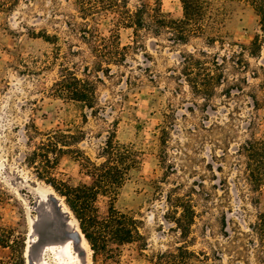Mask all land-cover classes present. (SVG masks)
<instances>
[{
	"label": "rangeland",
	"instance_id": "obj_1",
	"mask_svg": "<svg viewBox=\"0 0 264 264\" xmlns=\"http://www.w3.org/2000/svg\"><path fill=\"white\" fill-rule=\"evenodd\" d=\"M126 1L133 10L143 3L162 4L172 17L183 16L181 0ZM217 3L224 7V45H209L201 37L177 44L166 34L144 33L143 46L131 48L124 65H111L109 76L95 68L92 49L82 39L75 0H19L13 10L0 11V217L25 236L28 264L30 241L34 264H152L153 253L184 241L167 217V195L174 188L193 198L198 213L190 248L201 259L192 264H264V246L253 228L264 211V188L253 189L241 150L264 128V109L254 102V97L264 101V32L246 2ZM90 23L106 35L115 29L111 17ZM33 31L59 38L50 43L32 37ZM119 32L122 46L133 44L132 29ZM257 35L260 55L246 51L250 66L243 72L227 63L228 80L210 100L195 94L179 75L183 53L206 50L223 57ZM87 66L91 78H102L97 113L51 94L63 67L83 77ZM35 127L83 130L79 146L94 160L113 131L139 151L140 163L116 206L143 221L147 249L131 243L114 244L116 257L95 252L66 198L27 164L26 156L41 140L39 134L30 139ZM54 172L72 184L90 181L69 154ZM55 201L61 206L55 207ZM99 206L105 213L108 199L101 197ZM76 231L82 232L81 241L68 240ZM0 259H10V249L0 248Z\"/></svg>",
	"mask_w": 264,
	"mask_h": 264
},
{
	"label": "trees",
	"instance_id": "obj_2",
	"mask_svg": "<svg viewBox=\"0 0 264 264\" xmlns=\"http://www.w3.org/2000/svg\"><path fill=\"white\" fill-rule=\"evenodd\" d=\"M18 1L0 0V11L13 10ZM75 1L83 19L79 23L82 39L92 49L96 58L95 68L108 76L111 75V65H124L129 50L143 46L144 33L155 36L166 34L168 40L177 44H188L192 38L201 37L209 45L217 42L224 45V7L218 5L217 2L220 1H242L249 4L259 16L264 32V0H181L183 16L180 18L166 13L162 4L153 7L143 3L133 10L126 0ZM106 17H111L115 27L109 35L101 33L90 23ZM121 28L133 30V44L121 45ZM31 34L32 37H41L50 43H55L59 38L56 34L36 31ZM261 49L260 35H257L249 45H239V50H233L231 55L223 57L206 50L186 52L182 54L179 75L185 78L195 94L208 101L216 94L217 88L228 80L225 68L227 63L243 72L250 66L246 51L250 56L258 57ZM89 72L87 66L84 76L81 77L74 69L63 67L61 75L52 86V96L77 103L97 113L100 109L98 83L102 82V78H91ZM254 102L257 108L264 109V101L254 97ZM35 134L41 135V140L35 143L26 156L27 164L34 167L40 178L45 179L66 198L95 252L116 257L118 250L114 244L131 243H138L142 250L147 249L148 239L142 231L143 221L116 206L122 187L129 179L131 171L140 163L139 151L131 144L120 142L116 131H113L108 135L97 160H94L79 146L85 138L83 130L72 132L59 128L44 132L35 127L30 139ZM241 150L246 155V171L250 184L255 191H261L264 188V128L260 136L253 135L248 139ZM67 154L80 163L90 178L89 182L72 184L56 176L54 171L61 158ZM101 197L108 199L105 213L101 212L99 206ZM167 201V217L175 222L184 241L173 249L153 253L150 261L152 264H192L201 259L190 248V243L194 241L193 225L198 214L193 198L177 193L174 188L168 193ZM253 228L264 246V211L259 212ZM25 247V236L4 225L0 217V248L10 249V259H0V264H28Z\"/></svg>",
	"mask_w": 264,
	"mask_h": 264
},
{
	"label": "bare ground",
	"instance_id": "obj_3",
	"mask_svg": "<svg viewBox=\"0 0 264 264\" xmlns=\"http://www.w3.org/2000/svg\"><path fill=\"white\" fill-rule=\"evenodd\" d=\"M52 198L53 199H55L56 200V197L55 196H52ZM43 203V202H42ZM54 203V202H53ZM43 206V204H40L39 203V206H38V208L40 209L41 207ZM61 206V204L58 202V201H55V207H60ZM40 212V211H39ZM40 215H41V217H42V214L40 213ZM70 228L72 227V226H69ZM76 235H78V236H76ZM82 232L80 233V232H78V231H76V232H73L72 233V235H71V237L70 238H68V240L69 239H72V240H74V241H77V242H80L81 241V239H82ZM30 243H31V245L29 246V249H28V257H29V261H30V264H34V262H35V259H36V256H34L36 253H34V250H33V247H32V244L34 243V241H30ZM41 250V249H40ZM43 250V249H42ZM42 250L41 251H39L38 253H39V255L41 254V252H42ZM37 253V254H38ZM86 253V252H85Z\"/></svg>",
	"mask_w": 264,
	"mask_h": 264
},
{
	"label": "water",
	"instance_id": "obj_4",
	"mask_svg": "<svg viewBox=\"0 0 264 264\" xmlns=\"http://www.w3.org/2000/svg\"><path fill=\"white\" fill-rule=\"evenodd\" d=\"M76 236H78V235H76Z\"/></svg>",
	"mask_w": 264,
	"mask_h": 264
}]
</instances>
